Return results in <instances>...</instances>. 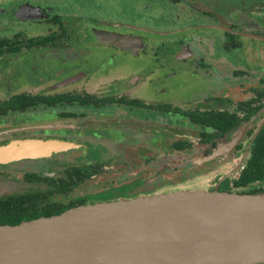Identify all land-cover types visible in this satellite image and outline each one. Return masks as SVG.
I'll return each mask as SVG.
<instances>
[{
	"label": "flooded vegetation",
	"instance_id": "1",
	"mask_svg": "<svg viewBox=\"0 0 264 264\" xmlns=\"http://www.w3.org/2000/svg\"><path fill=\"white\" fill-rule=\"evenodd\" d=\"M89 1L91 0H81L78 3L75 0H7L4 4L0 3L2 5L0 6V26L4 25L10 32L9 35L0 33V40L11 42L0 46V49L7 51L9 45L12 48L0 54V62L6 57H19L27 54V59L33 61L35 67L39 69L36 75H50L54 70L68 75L72 74L45 91L33 92L32 88L29 89V86H26L20 92L13 90L14 92L1 97L0 128H5L20 120L27 122L32 118L74 120L91 115L112 116L115 110H120L132 118L139 119L143 118L145 113L152 112L163 114L165 117L172 115L171 118L185 122L191 134L195 132L192 140L174 138L170 142L167 153L186 154L197 146L202 152L196 156L198 161L195 166H190L189 161L192 158L189 157L181 162L180 166L174 168L164 167L163 164L159 171H155L158 167L155 164L157 161L161 164V161L156 160L157 158L144 157L138 166L132 164L135 167L129 171L127 176L133 183L137 182L136 186L128 193L117 192L115 195L113 193H85L84 188L93 174L98 172L96 167H92L90 170L94 173L83 184L73 188L67 187L71 190L67 194H56L51 198L62 199L66 202L82 199L90 204L92 202L89 203V201L96 195L109 198L107 201L146 195L151 193L147 190L169 182L166 179L169 174L174 176L171 181L175 183L207 171L213 163L215 164L212 156H224L227 151L233 153L232 162L237 159L231 168L233 170L222 176H215L214 186L209 190L217 187L220 192L240 193L243 191L245 188H235L234 182L240 178L246 168L254 143L264 131V42L245 36L264 38V0H145L146 2L142 4L143 8L146 10L151 7L148 13H152V18L159 20L153 25L145 23L146 18L133 24L118 23L115 19L101 16L85 18L84 11L87 8L91 9L86 5ZM96 1L100 3V0ZM103 3H105L103 10L109 9L107 2ZM68 7L71 12H58V8ZM173 10L181 14H174ZM93 11L96 13L95 10ZM112 11L113 8L109 13ZM73 19H78L83 23L81 34L78 36H71L67 29L68 21ZM239 24L243 26L248 24L254 28L251 32L244 31L242 28L245 27L239 29ZM37 27L46 29L40 33L44 35H36L34 28ZM71 39L74 43H79L86 48L83 56L66 52L70 50ZM173 46L175 48L169 57V49ZM14 48L16 50H13ZM162 49H165L168 59L160 55ZM22 61H27L24 63L25 66ZM153 61L158 63V68L154 70L151 69ZM28 62V60L19 61L16 69L22 67L25 69L23 74H35L28 72L27 69H30L28 67L30 62ZM146 62L150 63L148 68L143 66ZM68 67L71 68L68 69ZM146 70L149 72L147 73ZM143 73L155 74L158 78L160 74L168 73L170 88L167 94L161 90L160 94L147 93ZM186 74L207 79L211 82L212 89L217 91H207L208 94L198 102L185 101L177 105V102L170 97V94L176 93L175 91L181 86L175 81V76L180 77ZM128 75H130L129 78H127ZM88 76L90 82L88 81L87 85H82L78 89L50 92V90L55 91L74 85L78 80H85ZM70 78H76V80L64 87H57ZM23 79L26 85L30 78ZM99 79L101 82H94ZM113 83L119 87L118 92L114 95L105 94ZM156 84L159 85V83ZM64 95L90 100V103L80 105L78 101L71 104L61 101L50 108L47 103H44L35 109L27 108L22 111L12 109L18 101L16 98L44 97L47 100L49 97ZM26 102L19 99L18 104H27ZM133 102L140 104H132ZM161 106H168L171 109L169 111L156 109ZM150 107L154 108L149 109ZM3 112L6 113L2 114ZM188 113L225 114L234 117L236 125L231 130L220 132L204 124H195L189 118ZM68 114H74V117L61 116ZM203 135L205 137L212 135V137L202 140ZM23 140L53 139L33 136L18 139L7 138L0 140V147ZM177 140L185 142L184 149L178 150L172 147ZM60 154L51 158L0 164V168H14L12 170L15 171L16 165L22 162L28 163L22 169H18L22 170L23 180L26 183L41 184L17 195L0 196V200L27 195L33 191L41 192L48 197L49 191L55 188V191L60 190L61 186L54 187L46 179L59 183L67 178L68 168L79 169L75 166H67L60 177L55 174H45L44 167ZM187 161L190 168L183 167ZM36 166H43V168L38 170ZM181 168L185 172L175 177V172ZM187 169L188 172H186ZM31 175L38 176L39 179H28ZM208 182L210 183V180ZM252 187L263 189L264 180L255 182Z\"/></svg>",
	"mask_w": 264,
	"mask_h": 264
},
{
	"label": "water",
	"instance_id": "2",
	"mask_svg": "<svg viewBox=\"0 0 264 264\" xmlns=\"http://www.w3.org/2000/svg\"><path fill=\"white\" fill-rule=\"evenodd\" d=\"M79 148L61 140L16 141L0 147V164ZM263 263L264 192H154L0 226V264Z\"/></svg>",
	"mask_w": 264,
	"mask_h": 264
},
{
	"label": "rangeland",
	"instance_id": "3",
	"mask_svg": "<svg viewBox=\"0 0 264 264\" xmlns=\"http://www.w3.org/2000/svg\"><path fill=\"white\" fill-rule=\"evenodd\" d=\"M6 1L7 0H0V3L4 4ZM75 1L77 3L81 2V0ZM104 1H106V5L109 6V9L107 8V10H103L105 6V3H103ZM144 2L146 1L100 0L99 3L96 0H91L86 4L91 9L87 8V10L84 11L86 14L85 18L101 16L102 18H111L115 19L118 23L126 24L138 23L139 21H142L143 18H146L147 20L145 23L153 25L159 20L152 18V13H148L151 7L146 10L143 8L142 4ZM231 3H233V1ZM0 6L2 7V5ZM72 8H74V6ZM111 8H113V11L109 13ZM69 9L70 7L62 9L58 8V12H71ZM92 9L95 10L96 13ZM172 13L181 14L179 11L175 12L174 10ZM222 19L223 18L221 17V20ZM68 22L67 29L70 31L71 36H78L81 34V28L83 26L81 25L83 24L82 22L78 19H73ZM240 27H245L242 29L249 32H251L254 28L248 24L247 26L239 24V29H241ZM45 30L44 27L42 29L40 27L34 28L36 35H44L40 33ZM0 33L9 35L10 32L9 30H6L4 25H1ZM69 47L70 50L66 51L68 54L83 56L84 52H86V50H84L86 49L85 47L79 43H74L72 39L71 46ZM174 48L175 47L173 46L169 49V57ZM160 55L168 59L165 49L161 50ZM15 58H17V60ZM27 58L28 55L25 54L19 57H6L0 62V98L5 97L10 94V92H14L13 90L20 92L24 90L26 86H29V89L32 88L33 92L45 91L53 84L72 76V74L68 75L55 70L50 75H36L39 69L35 67L36 65L33 61H30ZM21 60H28L30 62L28 67L30 69L27 70L28 72H33L35 74H23L25 69L22 67L19 68L24 71L19 68L16 69V64ZM26 62L27 61H22L23 66H25L24 63ZM154 63L151 67L153 70L158 68V63ZM143 66L148 68L150 63L146 62ZM69 68L71 67H68V69ZM146 72L148 73L149 71L146 70ZM143 75V81L146 82L147 93L152 94L157 92L160 94L159 91L161 90L167 94V91L170 88L168 86V73L163 75L160 74L159 78L158 75L155 74L148 75L143 73ZM25 77L30 78L26 85L23 79ZM129 77L130 75L127 76V78ZM88 81L89 76L85 80H78L74 85L60 88L55 91L50 90V92L75 90L80 88L82 85H87ZM94 82L98 83L101 82V80L99 79ZM156 83H159V85ZM13 85H17V87H13ZM118 89L119 87H117L116 83H113L105 94L114 95L118 92ZM132 113L135 112L132 111ZM113 114L114 115L112 116L108 115L100 117L97 115H91L86 118H78L74 120L59 118H50L46 120L32 118L27 122H22L20 120L15 123L13 122L5 128H0V140L33 136L53 140H64L80 145L81 148L79 150L69 151L55 156L53 161L49 163L48 166L44 167V172L45 174H55V176L60 177L67 166H75L82 171H88V173H92L90 168L96 167L98 172L93 174V177L84 188L85 193H113L115 195L117 192H130V189L136 186L137 182L133 183L127 178V176L129 175V171L135 167V165L133 166L132 164H136L138 166L142 161L141 159L144 157L150 159L157 158L156 160L161 161V164H159L158 161L156 162L155 165L158 166V169L156 168L155 171H159L163 164L164 167L172 166V168L180 166L181 162L189 157L192 158V160L189 161L192 163H190V166H195V163H197L198 160L196 156L202 152L199 146L186 154L167 153L169 151L170 142L174 138L193 139L192 135H194L195 132L191 134V131L187 128L188 126L185 122L179 121L177 118H171L172 115H167L165 117L163 114H156L152 112L145 113V116L139 119L132 118L128 116L127 113L120 110H115ZM230 152L231 151H227L224 156H212V159H215V164L213 163L212 166H210V169L189 177L187 180L184 179L183 181L173 183L171 181L173 179L171 178L174 176L167 173L169 174V177L166 179L171 183L165 182L164 184H161L162 186L159 185L160 187L157 186L147 191L154 193L180 189L209 190L214 186L215 176L219 177L233 170L231 168L234 166L237 159L232 162L231 159L233 153ZM189 162L187 161L183 164V167L188 166ZM26 164L28 163L22 162L21 164L16 165L15 171L17 172L12 170L14 168H0V196L17 195L41 185L36 182L26 183L23 180L22 170L18 169H22ZM190 166L188 167L190 168ZM42 168L43 166H36V169L38 170H41ZM188 169L186 172H188ZM182 172H185L182 171V168L181 170L176 171L174 174L175 177L181 175ZM126 179H128V181ZM209 180L210 183L208 182ZM108 199L109 198L107 197L96 195L89 201V203L104 202Z\"/></svg>",
	"mask_w": 264,
	"mask_h": 264
},
{
	"label": "trees",
	"instance_id": "4",
	"mask_svg": "<svg viewBox=\"0 0 264 264\" xmlns=\"http://www.w3.org/2000/svg\"><path fill=\"white\" fill-rule=\"evenodd\" d=\"M11 42L0 40V46L8 45ZM9 49L7 51L12 50L11 45H9ZM1 50V49H0ZM13 50H16L14 48ZM7 51H0V54ZM18 101L12 107L14 110H24L27 108H37L38 106L47 103L48 107H54L61 101H64L67 104H71L72 102H77L80 105L89 104L90 100L80 99L79 97L64 95V96H54L49 97L47 100L43 98H33V99H25L23 97L16 98ZM19 99H23L24 102L27 101V104H18ZM88 99V98H87ZM140 104L138 102H133L132 104ZM131 104V103H130ZM154 107H150L149 109H153ZM158 110L169 111L171 107L161 106L156 107ZM3 112L2 114H5ZM65 117H74V114L61 115ZM189 118L195 124H204L211 129L224 132L225 130H231L236 125V119L232 116H228L225 114H203V113H188ZM205 137L203 135L202 140H206L211 138ZM172 147L178 150H182L185 148L184 141H178L172 144ZM92 173H88L85 171H80L76 168H68L66 170L67 178L65 181H60L56 183V181L46 179L50 184L55 186H61L60 190L55 191L51 190L48 192V197L44 196L41 192L33 191L27 195L13 197L7 200H0V225H18L21 221H29L33 219H37L40 217H50L52 215L60 214L63 211H66L70 208L85 205L84 200L78 199L74 201H64L62 199L56 200L51 198L56 194H67V192L71 191L67 189V187H76L83 184L87 179L91 177ZM37 178L38 176L31 175L28 176V179ZM264 180V131L260 134V136L256 139L253 149L251 151V157L247 161L246 168L241 173L240 178L234 182L235 188H245L240 193H248L253 194L258 191H263L264 188L252 187L255 182H260Z\"/></svg>",
	"mask_w": 264,
	"mask_h": 264
},
{
	"label": "crops",
	"instance_id": "5",
	"mask_svg": "<svg viewBox=\"0 0 264 264\" xmlns=\"http://www.w3.org/2000/svg\"><path fill=\"white\" fill-rule=\"evenodd\" d=\"M175 78V81H177V83H179L181 86L176 91L174 89L176 93L170 94V97L175 102H177V105H179L178 103H183L185 101L198 102V100L205 97V95H207L210 90L217 91L212 89L213 86H210L211 82H208L207 79L205 80L200 76L197 78V76H189L186 74L180 77L175 76ZM178 78L180 79L178 80Z\"/></svg>",
	"mask_w": 264,
	"mask_h": 264
},
{
	"label": "bare ground",
	"instance_id": "6",
	"mask_svg": "<svg viewBox=\"0 0 264 264\" xmlns=\"http://www.w3.org/2000/svg\"><path fill=\"white\" fill-rule=\"evenodd\" d=\"M175 190V189H174Z\"/></svg>",
	"mask_w": 264,
	"mask_h": 264
}]
</instances>
